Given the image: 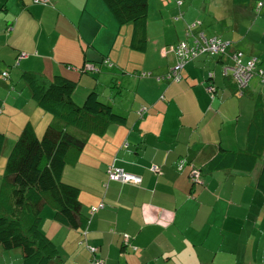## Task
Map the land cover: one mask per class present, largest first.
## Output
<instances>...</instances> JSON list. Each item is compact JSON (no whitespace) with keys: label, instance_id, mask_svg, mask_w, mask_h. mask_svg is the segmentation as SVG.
I'll return each instance as SVG.
<instances>
[{"label":"crops","instance_id":"crops-1","mask_svg":"<svg viewBox=\"0 0 264 264\" xmlns=\"http://www.w3.org/2000/svg\"><path fill=\"white\" fill-rule=\"evenodd\" d=\"M261 1L203 0L195 12L194 0L188 6L185 0H149L144 52L130 47L132 25L120 27L103 0H49L42 6L45 12H0V130L7 136L0 178L24 125L31 122L41 137L52 119L32 99L24 71H41L48 79L62 74L82 83L87 74L79 68L87 58L107 76L99 82L101 97L126 117L104 135H92L78 163L64 171V180L81 189L89 223L85 231L69 227L57 222L54 212L44 222L60 250L53 264H264V195L257 187L262 158L251 171L207 165L220 145L247 147L257 110L264 117V86L256 79L238 95L233 78L224 75L225 58L207 55L186 63L181 82L163 79L177 60L175 44L193 42L189 30L230 42V51L241 50L246 59L256 57L264 65V5L256 9ZM22 4L30 7L27 0ZM47 13L57 25L71 19L77 26L78 42L67 53L56 55L53 30L47 32L48 42L45 37L47 26L28 40L29 26L36 23L39 32V17ZM86 24L102 35L87 36ZM41 44L51 61L44 71L32 66ZM104 59L110 67L102 64ZM209 72L214 73V91L208 90ZM89 77L74 93L78 103L95 86ZM124 93L130 102L121 103L118 111L115 101ZM111 166L140 176L141 183L111 180ZM194 168L200 175L193 184ZM94 207L99 209L91 213ZM7 252L0 246V255L9 259Z\"/></svg>","mask_w":264,"mask_h":264},{"label":"trees","instance_id":"trees-1","mask_svg":"<svg viewBox=\"0 0 264 264\" xmlns=\"http://www.w3.org/2000/svg\"><path fill=\"white\" fill-rule=\"evenodd\" d=\"M103 2L120 27L132 25L130 47L140 52L146 51L149 0H103ZM263 5L264 1L259 2L256 9ZM1 9L7 11L6 2L2 4ZM9 28L10 26H7L6 30ZM200 55L220 56L222 60L224 57L220 54ZM18 58L21 59V56ZM224 58L225 60H221L223 68L225 64L232 62ZM88 61L89 59L85 58V63L79 71L82 74L91 73L95 79V86L83 103H78L74 99L78 85L76 79L62 74H55L53 78L48 79L43 73L36 71L22 73V79L30 90L32 99L52 118L41 137L31 122L24 125L10 148L4 173L0 178V246L5 251L19 249L22 264H53L61 258L58 246L42 228L44 220L42 210L45 205L53 208L54 219L57 222L82 231L86 230L89 217L82 212L81 189L64 180V171L67 166L78 163L92 135H104L110 125L126 121L125 116L101 97L98 90V72L101 69L96 66L88 69ZM102 64L111 66L106 63V59L102 60ZM176 64L177 60L163 79L170 82H181L184 79L183 69L186 64L179 71L181 76L179 80L173 76L172 69ZM7 76L8 72L6 76L3 74L4 78ZM213 77L214 73L209 72L208 86L216 89ZM251 80L243 88L234 80L238 95L246 92ZM6 140L5 132L0 130V159ZM261 158L263 163L257 187L264 195V117L257 110L249 127L247 147L231 150L220 145L219 151L207 165L209 169L233 167L251 171ZM103 207L102 204L99 208ZM94 208L96 209L92 208L91 213L99 209Z\"/></svg>","mask_w":264,"mask_h":264},{"label":"rangeland","instance_id":"rangeland-1","mask_svg":"<svg viewBox=\"0 0 264 264\" xmlns=\"http://www.w3.org/2000/svg\"><path fill=\"white\" fill-rule=\"evenodd\" d=\"M74 1L75 0H71V1L67 0V3L73 4ZM185 1H186V6H188V4L191 3V0H185ZM27 2L30 5V7L23 6L22 0H6L7 11L2 10L1 9V5H0V12H1V14H5V15H12L13 12H22V11L23 12L24 11L25 12H45L44 11V7H42V6L48 5V3L44 2V1H40L39 2L37 0H27ZM157 2H158V0H157ZM169 2H170V0H169ZM202 2H203V0H194L192 9H194L195 12L199 11L200 10V5H201ZM207 2H209V0H207ZM186 6H184L183 9H186ZM207 6H208V12H209L210 4H207ZM157 8L158 7L156 6L155 10H152V12L156 11ZM46 12H51V11H46ZM40 18L42 19V25H41V27L39 29V32H38V29L36 27L38 25L36 23L31 24L29 26V27H31L30 30H29L31 38H29L28 40L32 41L35 38H37L39 36L40 32H41L42 26H47L46 27V32H45V37L47 38V42H48V38L49 37L47 35V32H50V31L53 30V34L51 35V40L53 41L54 45L56 46V50L55 51H56V55L57 56L61 55L62 53H65V52L67 53L66 49L69 48V46L71 44H73L75 41L78 42V32H79V30H78L76 24L71 19L69 20V24L67 23V25L63 26L62 23L57 25V22L54 19H52L50 21L49 13L44 15V18H43V14H42V16L39 17V19ZM11 22H12V19L10 20V23ZM80 23H81L82 27H83V25H85V21L79 22V24ZM37 32H38V34H37ZM85 33H86L87 36H89L91 38H94V39L95 38L98 39L102 35V32H100V34H97V30L96 29H91L88 24H86V26H85ZM27 45L30 46L31 43L27 42ZM107 46H108L107 47L108 50L112 48L113 39L110 41L109 44H107ZM85 48H86V46H85ZM39 50H40L39 51L40 57L35 59V60H33L32 66L35 67V69H39V70L41 69V70L44 71L45 69H49L51 61H50V58H48L45 55V53H46L45 52V46L43 44H41ZM91 50H94V48L91 47L89 51H91ZM34 53H36V52H34ZM22 59H23V57L21 56V60ZM36 72L42 73L41 71H36ZM87 75L84 76V79H83L82 83H78L77 86H80L83 83L85 84V82L88 79L89 75H90L89 78H92V81L95 82L94 77H91L92 76L91 73H89ZM98 75H99V82L100 83H104V81H102V80H107V76L106 75L99 74V73H98ZM255 78L256 77H254L251 80V83L256 81ZM2 80H3V78H2ZM105 83H107V82H105ZM128 96L129 95L124 93V97L123 98H119V99H117L115 101L116 102V109L118 111L121 109V106H120L121 103H129L130 102V97H128ZM48 210H49V212H51L50 216H48V213H47ZM52 210H53V208L51 206H49V205H45L44 206V209L42 210V216H43V219H44L43 220V224H44V222L47 221V219L50 220L52 218V215H53V212H54V210L53 211ZM43 224H42V228H43ZM18 250L19 249L7 250L8 254H9V252L12 253V256H9V259H6V257H3L2 255H0V264H6L7 261H8V264H22V258H21V255L20 256L18 255V253H19ZM8 254L6 256H8Z\"/></svg>","mask_w":264,"mask_h":264},{"label":"built area","instance_id":"built-area-1","mask_svg":"<svg viewBox=\"0 0 264 264\" xmlns=\"http://www.w3.org/2000/svg\"><path fill=\"white\" fill-rule=\"evenodd\" d=\"M37 1H44L46 3L49 2V0ZM189 32L190 33H188V35L193 37L192 43L183 40L179 41L174 46L177 64L172 70L173 76L176 80H179L181 78L179 71L186 64V62L196 58L200 54H220L227 59L232 60V62L224 65L223 72L225 76H232L234 80L239 84L240 88L247 86L249 81L254 77L258 78L261 84L264 86V65H262L258 58L251 57L246 59L242 51H230L231 43L224 41L217 36L207 38L203 33L192 35L193 32L191 30H189ZM17 63H19V61ZM87 68L93 69L94 65H88ZM3 74L4 76H6L7 72H4ZM208 90L214 91L215 87L208 86ZM156 169V167L153 168V170ZM108 172L110 178L114 180L131 183H140L142 181L140 176L125 172L124 170L114 166L109 167ZM199 175L200 171L197 168L192 169L191 177L193 178V180L196 181ZM95 209L96 208H93V210ZM93 264L103 263L98 260L94 261Z\"/></svg>","mask_w":264,"mask_h":264}]
</instances>
